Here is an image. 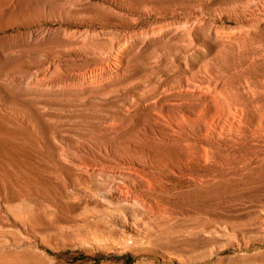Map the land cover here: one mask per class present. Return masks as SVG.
<instances>
[{
    "label": "rangeland",
    "instance_id": "obj_1",
    "mask_svg": "<svg viewBox=\"0 0 264 264\" xmlns=\"http://www.w3.org/2000/svg\"><path fill=\"white\" fill-rule=\"evenodd\" d=\"M19 1L9 11L0 0V264H264V164L245 159L264 147V127L248 117L264 116V99L245 86L264 83V0ZM258 12L260 31L245 43L215 37ZM110 63L107 81L79 86L81 74ZM207 80L252 103L222 169L253 168L205 186L167 176L156 179L159 191L139 181L136 201L118 196L116 163L79 164L111 148L128 159L131 137L179 149L178 140L142 139L136 122L164 98L186 97V83L205 89Z\"/></svg>",
    "mask_w": 264,
    "mask_h": 264
},
{
    "label": "bare ground",
    "instance_id": "obj_2",
    "mask_svg": "<svg viewBox=\"0 0 264 264\" xmlns=\"http://www.w3.org/2000/svg\"><path fill=\"white\" fill-rule=\"evenodd\" d=\"M4 3L6 4L3 5H6L7 9L11 11L13 7L15 8L21 2L19 0H7ZM253 18V20L244 17L240 18L237 25L238 31L235 34L231 36L216 34L215 37L219 38L222 46L228 43L238 45V41L243 44L250 34L255 33L257 30L260 31V28H257L259 12ZM160 34L161 32L157 31L152 35L159 36ZM193 41H195V38ZM127 51L128 47H123L120 54L114 58L113 63L117 65L116 71H120L121 67L124 66L125 61L123 56L125 55L123 54L127 53ZM112 65V63L106 64L97 73L79 75V86L90 88L107 81L115 72L111 68ZM7 82L9 83V80ZM245 86L248 95L264 99V96H262L264 95V83L258 89L250 86L247 82H245ZM230 89H232L231 86L229 87L226 84L220 85V88L218 87L217 89L215 84L208 82V86L202 89L198 88L197 85L186 83L184 89H182L183 91L181 90L185 93L186 97L164 98L166 100L165 104L159 103L156 107L151 106L148 108V120L146 123H142L139 119L137 120L136 133L138 136H142L141 138H145L149 143L154 139L159 141L178 140L181 142L182 147L177 150L167 149L166 151H161V149L159 150L154 146L144 144L131 137V140L127 141L125 147L128 154L130 153L128 159L115 156L111 148L110 150L103 149V152L100 151L101 153L98 151L97 154L92 156L93 158H89L90 154L88 155V153L86 157L79 156V158L81 157V159L78 158L79 164L85 169H97L98 166H108L116 163V171L122 175L121 180L115 184L118 196L122 198L131 196L136 201H139V198L134 190L140 185L137 183L139 181L147 190L160 191L161 189H157L158 185L156 181L160 177H186L190 180H198L199 186H205L211 181L222 180L235 174L241 175L245 172V169L253 167H239L235 170L232 166H227V168L222 169L223 162L227 165V162L223 161L225 156L223 152L239 149L238 145L242 140L240 136L245 132L243 130V123L247 120V107L252 106V103H248L244 99L246 94H233ZM194 96L198 97H195L198 100L194 106L189 107L183 104V99L188 102ZM185 104L187 103L185 102ZM248 117L249 120L254 121V124L258 128L262 126L261 129H263L264 116L261 112H254ZM225 123L228 125L227 128L225 127ZM192 124H196L195 129ZM123 128L122 126L118 127L120 130H123ZM82 148L76 145L73 150L84 152ZM136 155H141L143 160L137 159ZM245 159L247 160V164L261 166L264 164V147H260L257 153L247 156ZM144 162L156 164V169L160 170L157 171L158 175L149 176L143 168ZM157 172L155 171L154 173Z\"/></svg>",
    "mask_w": 264,
    "mask_h": 264
}]
</instances>
